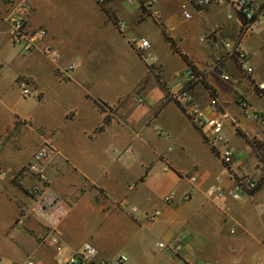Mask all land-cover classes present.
Instances as JSON below:
<instances>
[{
  "label": "crops",
  "instance_id": "crops-1",
  "mask_svg": "<svg viewBox=\"0 0 264 264\" xmlns=\"http://www.w3.org/2000/svg\"><path fill=\"white\" fill-rule=\"evenodd\" d=\"M247 1L259 11L264 5ZM21 5L28 27L46 31L26 54L10 41L6 18ZM104 6L108 14L97 0H0V97L12 67L9 80L31 83L46 122L36 133L28 116L3 108L0 98V264L2 257L55 264L54 250L39 241L49 229L72 251L91 244L95 260L108 264L119 256L123 264H264V184L246 200L209 194L232 188L237 177H264V124L238 103L264 116L256 89L264 84V15L245 30L232 0L201 8L191 0ZM114 21L126 22V33ZM162 30L202 76L190 90L194 108L212 116L206 83L230 117L213 146L170 100L187 65ZM140 39L150 47L137 50ZM223 41L245 53L251 76ZM44 142L55 155L43 190L20 170ZM226 147L235 151L232 175L215 152ZM153 211L159 215L149 221Z\"/></svg>",
  "mask_w": 264,
  "mask_h": 264
},
{
  "label": "built area",
  "instance_id": "built-area-1",
  "mask_svg": "<svg viewBox=\"0 0 264 264\" xmlns=\"http://www.w3.org/2000/svg\"><path fill=\"white\" fill-rule=\"evenodd\" d=\"M104 0H97V2H103ZM216 0H191L192 4L201 8L207 6ZM232 3L236 7L241 19L245 21L242 25L243 29L247 30L251 26V21L260 15H264V5L262 9L257 10L247 0H232ZM27 12V8L23 5L19 6V11H12L8 14L7 21L10 24L9 38L13 45L19 46L23 53L31 52L39 42H41L45 36L46 31L43 28L30 29L27 25V20L24 13ZM183 16L189 18L188 12L184 11ZM117 28L124 34L127 31V24L124 21L117 22ZM214 34L205 35L201 38V41H205L211 38ZM134 47L141 51L146 50L150 47L149 42L145 39H140L134 41ZM224 49L227 56L234 59L239 65L241 70L248 76H251L253 69L248 64V59L245 53H243L238 47L231 44L230 42L223 41ZM75 67V64L71 66V69ZM184 85L180 89V92L171 96L173 101L179 103V105L184 109L185 114L189 117L193 125L203 132L205 138L211 144L220 142L221 131L226 120L230 117L227 112H224L222 105L217 98H211L209 102V111L212 116L207 117L202 112L196 110L195 99L191 93V87L201 82V76L199 73L195 72L193 69L187 66L183 72ZM21 93L24 97L30 96L33 92V87L28 80H21L19 82ZM256 89L261 97L264 98V84H257ZM239 107L243 114L252 121H256L260 124H264V116L258 111L252 109L245 101L242 99L238 100ZM219 160L221 161L223 171L227 175H232L233 164L235 162V151L226 147L221 151H215ZM55 155V149L50 142L42 143L33 153L31 161L27 163L21 170L20 173L32 176L36 181H38L43 190L47 188L49 184V178L47 173V167L51 162L52 157ZM191 182L196 183V177L192 176L189 178ZM258 180H250L244 177L235 178L234 186L228 190H222L219 187H213L209 194L215 195L218 199L223 198L225 195L230 196L234 200H246L248 199L258 185ZM52 205V203H50ZM264 207V202L262 203ZM159 215L158 211H153L147 215L149 221H154ZM39 241L42 244L50 246L54 250V261L55 264H108L104 261L97 262L95 260V250L93 246L89 243H84L80 249L72 251L60 238L59 233L54 229L47 230L43 235L39 236ZM159 249H166L172 253H178L181 250L180 244H164L157 243ZM125 262L124 257L119 256L114 263L111 264H123ZM12 264H44L41 261L35 260L33 258H27L26 260L18 263Z\"/></svg>",
  "mask_w": 264,
  "mask_h": 264
},
{
  "label": "rangeland",
  "instance_id": "rangeland-1",
  "mask_svg": "<svg viewBox=\"0 0 264 264\" xmlns=\"http://www.w3.org/2000/svg\"><path fill=\"white\" fill-rule=\"evenodd\" d=\"M13 72V68L9 67L7 75L5 77V87L1 93V106L14 110L17 113L24 114L31 119L33 127L38 130L36 133L44 130L45 119L42 111V104L38 98L35 97L34 91L30 96L24 97L21 93L20 81L16 84H12L9 80L10 74ZM21 80V79H20ZM29 126V125H28ZM7 258L2 257L1 264H8Z\"/></svg>",
  "mask_w": 264,
  "mask_h": 264
},
{
  "label": "trees",
  "instance_id": "trees-1",
  "mask_svg": "<svg viewBox=\"0 0 264 264\" xmlns=\"http://www.w3.org/2000/svg\"><path fill=\"white\" fill-rule=\"evenodd\" d=\"M107 1H108V0H104L103 2H100V3L98 2V3L100 4V6H101V9H102L104 12H106V13H107V10L105 9V6H104V5H105V3H106ZM140 3H142V2H140ZM107 14H108V13H107ZM256 19H257V18L255 17L250 23L253 24V23L256 21ZM241 22H242V24L245 23V21H243L242 19H241ZM114 23L116 24L117 21H114ZM162 35H163V38H164L167 42L170 43L172 50H173L175 53H177V54L182 58V60L186 63V65H187L188 67H190L191 69H193L195 72H197L196 68L191 64V62L188 60L187 56L184 55V54H182V53L179 51V49L175 46V42H174L171 38H169V37L166 35V33L164 32V30H162ZM197 73H198V72H197ZM201 82H203L202 76H201ZM204 86H205V88L209 91L210 96H211L212 98H216V96H215L214 91L212 90V88L209 87L206 83L204 84ZM170 100H172V99H170ZM174 102H175L178 106H180L178 102H176V101H174ZM96 103H97L98 105L101 106L100 103H98V102H96ZM180 108H181V110L185 113L184 109H183L181 106H180ZM108 122H109V119H108V118H105L104 123L107 124ZM237 133H238V131H237ZM248 143H250L251 145H255V142L248 141ZM213 150H214V149H213ZM260 159H261V162L264 164V158L261 157ZM263 184H264V177L261 178V179L259 180L258 185H257V188L255 189V191L259 190L260 187H261Z\"/></svg>",
  "mask_w": 264,
  "mask_h": 264
}]
</instances>
